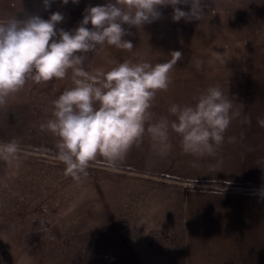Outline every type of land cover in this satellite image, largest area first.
Segmentation results:
<instances>
[{"label": "rangeland", "instance_id": "obj_1", "mask_svg": "<svg viewBox=\"0 0 264 264\" xmlns=\"http://www.w3.org/2000/svg\"><path fill=\"white\" fill-rule=\"evenodd\" d=\"M206 2L199 21L173 22L167 6L151 24L125 25L133 49L105 45L94 62H139L146 49L148 62H167L181 51L179 64L236 66L243 74L247 126L264 128L258 123L264 119V0ZM6 173L0 264H184L176 185L96 163L76 181L53 156L28 150H20L18 168L6 163Z\"/></svg>", "mask_w": 264, "mask_h": 264}, {"label": "clouds", "instance_id": "obj_2", "mask_svg": "<svg viewBox=\"0 0 264 264\" xmlns=\"http://www.w3.org/2000/svg\"><path fill=\"white\" fill-rule=\"evenodd\" d=\"M53 2L42 0L44 9ZM167 6L173 9V22H191L204 17L208 4L206 0H107L86 7L82 20L71 30L57 27L64 21L59 11L48 19L34 14L0 19V107L28 81L62 80L71 70L72 86L52 101L51 115L41 124L42 130L57 138L56 159L65 165V175L79 181L99 158L114 166L146 135L152 150L161 156L172 148V133L180 137L182 151L195 157L213 155L224 142L226 130L240 112L233 111V100L219 85L201 92L194 104L171 103L167 110L174 120L153 119V101L158 92L167 91L170 72L183 57L181 51L171 52L169 61L155 65L125 60L114 61L107 71L85 68L87 54L105 45L131 51L134 46L124 39L130 34L124 26L138 29L151 24ZM258 123L264 127V119ZM0 161L18 168L20 148L15 139L0 141Z\"/></svg>", "mask_w": 264, "mask_h": 264}, {"label": "crops", "instance_id": "obj_3", "mask_svg": "<svg viewBox=\"0 0 264 264\" xmlns=\"http://www.w3.org/2000/svg\"><path fill=\"white\" fill-rule=\"evenodd\" d=\"M94 3L79 0L73 4L69 0L64 5L62 0H54L46 11L42 0H0V19H23L33 14L48 19L59 11L64 21L57 27L71 30L82 20L84 9ZM146 52L139 62H148ZM87 56L85 68L89 71H107L114 66L95 63V53ZM196 65H174L169 87L157 93L151 112L154 120L162 116L174 120L167 110L171 103L194 104L201 92L219 85L233 100V111L240 114L233 118L215 153L203 157L185 154L180 137L172 133V148L161 156L152 150L146 135L122 161L109 167L137 171L152 180L176 185L181 195L184 264H264V128L247 126L244 108L240 109V104L244 106L242 69L226 63ZM71 86V70L62 80L28 81L19 94L0 107V141L15 139L20 150L56 158L57 138L42 130L41 124L51 115L52 101ZM94 163L108 166L103 158ZM6 175V163L0 161V197Z\"/></svg>", "mask_w": 264, "mask_h": 264}]
</instances>
